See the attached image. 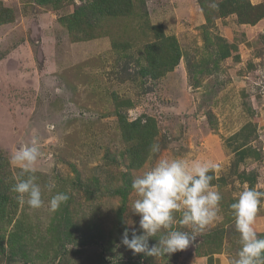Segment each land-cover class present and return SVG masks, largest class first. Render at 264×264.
Returning <instances> with one entry per match:
<instances>
[{
	"label": "rangeland",
	"instance_id": "1",
	"mask_svg": "<svg viewBox=\"0 0 264 264\" xmlns=\"http://www.w3.org/2000/svg\"><path fill=\"white\" fill-rule=\"evenodd\" d=\"M224 1L215 0L219 6ZM248 1L264 11V0ZM212 2L133 0L132 13L122 19L98 20L97 11L87 8L98 21L90 20L83 35L76 29L69 31L62 20L92 0H52L46 5L37 0H0L14 19L0 26V156L4 163L0 172L13 188L20 169L11 163L12 154L38 140L37 183L49 193L45 185L54 179L52 193L68 191L72 195L68 206L79 214V226L91 227L93 239L85 246L68 245L71 255L64 264H94L101 255L114 264L137 263L138 254L121 243L118 214L123 201L112 193L124 180L132 184L162 158L211 161L219 165L215 180L225 179V183L215 185L223 197L219 219L196 232V240L185 250L154 256L150 264H196L198 252L228 251L232 258L238 253L239 233L230 205L249 186L242 178L254 180L253 187L264 191V15L258 13L255 24H241L236 13L220 16L218 9L210 7ZM155 25H162L165 36L175 38L182 52L175 70L160 80L140 74L148 67L146 46L156 40ZM228 52L230 57L219 61ZM127 100L134 106L125 104ZM118 112L129 122L148 115L158 125L151 144H159L160 151L152 153L140 169L127 166L128 144ZM244 128L256 129L245 145L251 156L234 166L233 149L243 144ZM86 185L93 187L88 195L82 188ZM136 198L132 190L122 218L126 228L141 234L140 217L131 209ZM50 217L52 212L47 210L35 214L39 223L33 228L52 231ZM14 223L8 229L0 225L6 246H0V264L51 261L52 254L40 246L31 255L13 254L8 239ZM173 228L193 231L192 226L179 223ZM255 228L264 238V208L258 212ZM164 234L166 230L149 238V245L157 244ZM51 239L49 235L47 243Z\"/></svg>",
	"mask_w": 264,
	"mask_h": 264
},
{
	"label": "clouds",
	"instance_id": "2",
	"mask_svg": "<svg viewBox=\"0 0 264 264\" xmlns=\"http://www.w3.org/2000/svg\"><path fill=\"white\" fill-rule=\"evenodd\" d=\"M210 7L218 9L219 5L213 0ZM150 151L158 153L159 144L151 145ZM40 157L37 139L20 146L11 156V163L20 169L12 191L18 194L21 204L26 203L32 209H39L45 203L44 191L35 175V165ZM218 169L219 165L203 159L162 158L136 176L131 187L137 198L131 209L140 217L139 228L142 231L137 234L133 229L130 238L125 229L121 243L134 254L147 256L172 254L189 247L196 240V232L214 224L220 217L223 197L212 183ZM45 188L52 193L56 181L49 179ZM68 199L66 193L55 192L48 201L49 210L57 211ZM230 208L239 233L240 248L229 264H264V238L255 228L258 212L264 208V191L244 186ZM177 223L192 226L193 231L174 229ZM162 230H166V234L160 236L157 244L150 246L149 238L156 237Z\"/></svg>",
	"mask_w": 264,
	"mask_h": 264
},
{
	"label": "trees",
	"instance_id": "3",
	"mask_svg": "<svg viewBox=\"0 0 264 264\" xmlns=\"http://www.w3.org/2000/svg\"><path fill=\"white\" fill-rule=\"evenodd\" d=\"M41 3V5H46L52 0H37ZM59 2L61 0H58ZM1 4V3H0ZM87 8H91L93 11H97L96 17L99 16V19H103L106 16L113 18H128L133 11L134 3L133 0H92V3L88 7L79 6L76 10L66 16L62 22L69 29V31H73L74 29L78 30L79 34H86L85 25L90 21H98L92 17V15L88 14ZM219 15H229L236 13L239 16V21L241 24H255L259 18H255V16L262 12L261 16L264 15V11L258 9L257 6H253L248 0H225L218 7ZM103 12V14H102ZM261 19V18H260ZM95 21V22H96ZM13 13L10 9L3 7L0 5V26L13 23ZM152 30L155 33L156 40L146 46L148 51L147 62L148 67L142 69L140 74L141 77H149L154 80H160L162 77L166 76L168 73L173 72L177 67L180 58L182 57L181 49L175 38H169L165 36L164 29L162 25H155ZM92 39V38H91ZM229 48V47H228ZM230 57V53L221 54L219 56V61L223 60V57ZM206 60H203V62ZM217 57L215 62H219ZM206 63V62H204ZM200 72L203 71L202 65L198 67ZM115 99L118 105H121V101ZM129 107L134 106L131 100H127L125 104ZM119 117V125L122 129V135L125 142L128 144L126 149L125 158L128 161L127 166L140 169L143 165L148 161L151 157L152 152L151 142L154 138V135L158 133V125L156 124V120L153 117L148 115H142L140 118L133 122H129L126 115L118 112ZM211 122V121H210ZM212 123V122H211ZM256 129H245L244 132L241 133L244 137V142L237 148H234V153L236 152L237 160L234 162V166H238L241 163L245 162L251 156L250 148L245 147V145L254 137ZM240 134L238 133L234 138V141H237V137ZM245 147V148H244ZM4 169V163H1L0 156V171ZM212 174V173H210ZM225 179L213 180V185L216 183H223ZM10 179L7 176L0 172V225L3 227L6 226L7 229L9 226L14 223V231L10 233L8 242L9 247L13 251V254L20 255L21 257L31 255L35 253L36 247L38 246L44 248L43 252L45 253V249L47 250V254H52L51 261L45 264H64L66 258L71 255L68 253L66 249L68 245L74 244V246L87 245V242L93 237L91 236V232H89L87 226L83 225L81 228L78 224L77 211L75 209L72 211L71 204L72 195L65 191H61L66 193L69 196V199L66 203L62 204L61 207L52 212V217H50V223H48L49 229L45 230L44 233L40 230H36L33 228L37 222L39 223V219L35 218V214L40 213L43 214L44 210L51 212L48 208V201L51 199V196L54 193H45L43 195V199L45 201L44 206L39 209H32L26 203L21 206L18 204L17 193H14L12 187L9 185ZM242 182H248L249 187H253L254 180L242 178ZM225 183V182H224ZM97 184L98 183H94ZM119 186V187H118ZM112 195L120 196L122 198V210L118 214V222L121 225V231L119 233V237L122 238V234L125 229L130 233L131 231L124 226V221L122 218V214L126 210L127 198L129 193L133 190L131 187L130 180H124L122 185H118ZM121 186V187H120ZM11 187V188H10ZM77 187V184L76 186ZM85 194L88 195L90 193L92 186L86 185L82 187ZM97 191H101L100 189ZM92 197H89L91 200ZM67 204V206H65ZM21 207L22 211L19 214L18 210ZM19 215V217H18ZM18 217V219H17ZM17 219V220H16ZM43 225V224H42ZM44 226V225H43ZM5 228V227H4ZM6 229V228H5ZM51 235V242L47 243L48 236ZM77 236H80L77 238ZM28 239L30 243L26 244L25 239ZM77 238V239H76ZM82 238L81 240H79ZM89 239V240H88ZM5 236L0 234V246H4ZM85 243V244H84ZM4 251V250H3ZM106 252V249H104ZM74 253H78L74 251ZM219 252H212L207 254H202L198 252V256L201 255H209L215 254ZM154 256H147L144 254H138V260L136 264H150L151 258ZM48 259V258H47ZM47 259L45 261H47ZM94 264H114V262H109L105 259L103 255L99 256V259ZM209 264H213V260L210 258Z\"/></svg>",
	"mask_w": 264,
	"mask_h": 264
},
{
	"label": "crops",
	"instance_id": "4",
	"mask_svg": "<svg viewBox=\"0 0 264 264\" xmlns=\"http://www.w3.org/2000/svg\"><path fill=\"white\" fill-rule=\"evenodd\" d=\"M210 258L213 260V264H229V260L232 256H229L228 251L223 253H215L209 255L196 256V264H209Z\"/></svg>",
	"mask_w": 264,
	"mask_h": 264
}]
</instances>
